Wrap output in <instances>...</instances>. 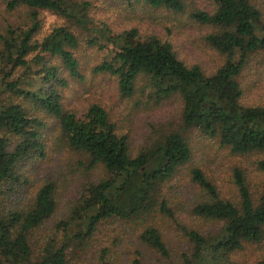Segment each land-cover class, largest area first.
<instances>
[{
  "label": "trees",
  "instance_id": "obj_1",
  "mask_svg": "<svg viewBox=\"0 0 264 264\" xmlns=\"http://www.w3.org/2000/svg\"><path fill=\"white\" fill-rule=\"evenodd\" d=\"M0 1L11 11L24 8L28 19L26 26L8 25L0 33V90L20 100L0 107V264H70L71 243L85 247L106 222L142 224L156 212L174 220L166 187L193 162L185 132L165 134L133 155L129 137L118 132L103 107L93 105L82 116L66 111L62 104V90L67 86L63 73L65 69L81 79L73 53L79 39L68 27H58L40 41L41 11H51L94 34L89 45L107 49L110 57L93 73L115 77L123 96H133L144 79L159 100L175 95L181 98L184 130L218 140L238 155L264 151V105L244 104L240 82L249 58L264 52V17L251 0H213L212 13L194 14L199 23L217 29L207 41L226 57L212 74L199 65L186 64L171 43L156 36L142 37L136 29L113 33L108 27H96L87 15L86 3ZM120 1L133 4L141 0ZM145 1L154 8L184 10L183 0ZM99 38L105 43H98ZM55 59L65 68L53 64ZM34 67L40 86L25 88L21 87L23 79L12 80L18 70L33 72ZM41 114L57 119L68 148L87 156L86 173L98 168L105 172L99 181L87 179L80 185L72 205L55 222L56 232L44 242L43 230L49 222L54 223L60 206L58 186L50 181L25 191L30 182L23 170L27 160L45 154ZM259 169L264 172V160ZM189 177L202 194L193 212L213 230L201 234L179 226L192 244L191 254L184 255L181 264H237L233 262L237 252L246 244L264 240V193L254 200L240 169L233 174L238 203L223 198L200 168H190ZM71 227L76 230L69 235ZM61 233L64 237L59 241ZM140 239L163 258H170L163 232L156 225L145 226ZM130 264H141V260L135 258Z\"/></svg>",
  "mask_w": 264,
  "mask_h": 264
},
{
  "label": "rangeland",
  "instance_id": "obj_2",
  "mask_svg": "<svg viewBox=\"0 0 264 264\" xmlns=\"http://www.w3.org/2000/svg\"><path fill=\"white\" fill-rule=\"evenodd\" d=\"M76 1L89 5L87 15L96 27H108L113 33L136 29L142 37L156 36L171 43L186 64L199 65L209 74L215 73L226 60L207 41L208 35L216 33L217 29L199 23L194 18L198 12L212 13L215 9L213 0H183L184 10L179 13L165 7L154 8L145 0L133 4L120 0ZM251 1L264 17V0ZM40 19V41L58 27H68L79 39L73 53L80 66L81 79L72 77L65 69L63 73L67 80V86L62 90V104L66 111L82 116L93 105L103 107L118 132L129 137L133 155L148 149L152 141L173 131L185 132L193 150L191 165L178 174L169 188L166 187V196L170 197L173 205L171 208L175 210L174 220L156 212L149 215L142 224L106 222L85 247L77 242L71 243L70 264H130L135 258L140 259L141 264H181L184 255L191 254L192 244L179 226L196 229L201 234L213 230L208 222L193 212V206L201 200L202 194L189 177L192 167L200 168L223 198L236 203L239 202L233 182L236 169L244 171L254 200L257 201L264 193V172L259 169V162L264 160V151L238 155L222 146L218 140L205 138L196 130H184L181 98L175 95L159 100L144 79L138 82L133 96H123L115 77L93 73L96 66L110 57L107 49L101 51L97 46L89 45L94 34L51 11H41ZM27 24V10L11 11L5 1H0V33L8 25L20 27ZM98 43L104 44L105 41L99 38ZM108 48L112 46L108 45ZM53 64L65 68L60 59H55ZM33 70L31 72L30 69L22 68L12 80L23 79L21 87H38L41 81L35 74L37 67ZM240 82L244 90V104L264 105V52L255 53L249 58ZM11 102L19 103L20 100L12 93L0 90V107ZM38 117L45 125L41 129L45 154L43 158L34 157L23 164L30 182L25 191L35 190L46 182L54 181L58 186L60 204L54 223L49 222L43 230L44 242L49 234L56 232L55 222L72 205L80 185L87 179L99 181L105 172L98 168L86 173L87 156L68 148L59 121L46 114ZM148 225H156L163 232L171 253L169 259L163 258L141 241L140 231ZM75 230L71 227L68 234H73ZM63 237L64 233H61L58 240L61 241ZM261 261H264V240L259 244H246L243 250L233 256V262L237 264H258Z\"/></svg>",
  "mask_w": 264,
  "mask_h": 264
}]
</instances>
